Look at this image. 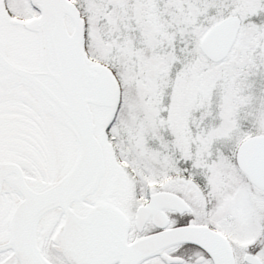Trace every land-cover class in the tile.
<instances>
[{"label":"snow or ice","instance_id":"1","mask_svg":"<svg viewBox=\"0 0 264 264\" xmlns=\"http://www.w3.org/2000/svg\"><path fill=\"white\" fill-rule=\"evenodd\" d=\"M0 264H264V0H0Z\"/></svg>","mask_w":264,"mask_h":264}]
</instances>
